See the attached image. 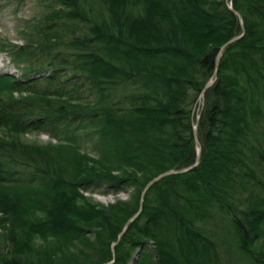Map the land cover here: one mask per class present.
Masks as SVG:
<instances>
[{"label":"trees","instance_id":"obj_1","mask_svg":"<svg viewBox=\"0 0 264 264\" xmlns=\"http://www.w3.org/2000/svg\"><path fill=\"white\" fill-rule=\"evenodd\" d=\"M59 1L3 45L25 64L0 71V264H264V0H230L245 33L218 66L243 33L229 0Z\"/></svg>","mask_w":264,"mask_h":264},{"label":"rangeland","instance_id":"obj_2","mask_svg":"<svg viewBox=\"0 0 264 264\" xmlns=\"http://www.w3.org/2000/svg\"><path fill=\"white\" fill-rule=\"evenodd\" d=\"M228 1V0H227ZM229 4H231L229 0ZM61 8L59 0H0V71H8L22 76L24 69V60H20L19 56L10 47H3L6 42H11L20 45L23 43L21 38L24 35V30L30 27L35 21L40 19L42 22L50 20L51 12L54 8ZM199 110V109H197ZM199 114V113H198ZM198 116V115H197ZM79 143L82 149L90 152L91 155H96L94 142L92 141L89 132L86 129L80 130ZM23 141L33 144H46L47 142L57 144L58 138L43 130L35 129L25 132V135L20 136ZM134 189L131 187H123L117 191H106L104 186L84 190L85 195L93 197L100 204H113L118 200L133 199ZM8 227L0 223V253L14 255L12 245L9 242L10 234ZM120 235V234H119ZM118 239H120L118 237ZM118 242V240H117ZM116 245V244H115ZM40 248L46 247L45 242L38 240ZM136 256V252L134 253Z\"/></svg>","mask_w":264,"mask_h":264},{"label":"water","instance_id":"obj_3","mask_svg":"<svg viewBox=\"0 0 264 264\" xmlns=\"http://www.w3.org/2000/svg\"><path fill=\"white\" fill-rule=\"evenodd\" d=\"M232 6H233L232 4H229L230 9H232L233 11H235V12L237 13L238 17L240 18L241 26L243 27V28H242L243 33H242V34H239V35H235V36H233V38L228 39V40H227V41L221 46L220 51H219V53H218V55H217V57H216V60H215V61H216V66H218V64H219V62H220V58H221V56H222L223 49H224L226 46H228L229 44H233V42H234L235 40H237L238 38L242 37L243 34L245 33V25H244V22H243V18H242V16H241L240 12H239L237 9H235L234 7H232ZM215 74L217 75V71L215 72ZM213 81H215V78H213L212 80L210 79V80L205 84V86H204V88H203V92H204V90H205L207 87H209L211 84H213ZM203 95H204V93H201V95H200V97H199V106H198V105L196 106L197 109H199V108H200V105L203 104ZM197 115H198V116H197V123L195 124L194 133H195V136H196V141H197V142H200V141H199V138H198V136H197V135H198V120H199V117H200V113L197 114ZM200 153H201V145L199 144V145H198V153H197V156H196V161H195V163H193L192 165H190V166H188V167H186V168H176L175 170L172 168V169L165 170V172H161L160 174L156 175L153 179L149 180V182L145 185L143 192L141 191L142 194H141V199H140V207H139V210H138L137 212H135V215H132V216L128 219V221L125 223V227H124V229L121 231V233H120V235H119V238H121V236L124 235L125 230L128 228L129 224H130L132 221H134L135 218H137L138 215L140 214V212L142 211V209H143V203H144V195H145L146 190H147L152 184H154L156 181H158L160 178H162V177L164 178V177H165L166 175H168V174H171V173L175 174V172H181V171H184V172H185L186 170H188V169H190V168L196 167V165L198 164V162H199V160H200ZM116 243H117V241H115V243H113V246H115ZM110 262H112V261H110ZM110 262H106L105 264H109Z\"/></svg>","mask_w":264,"mask_h":264}]
</instances>
